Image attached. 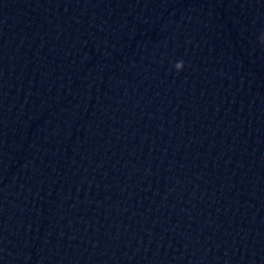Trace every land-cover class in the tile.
Instances as JSON below:
<instances>
[{
  "label": "water",
  "instance_id": "1",
  "mask_svg": "<svg viewBox=\"0 0 264 264\" xmlns=\"http://www.w3.org/2000/svg\"><path fill=\"white\" fill-rule=\"evenodd\" d=\"M0 264H264V0H0Z\"/></svg>",
  "mask_w": 264,
  "mask_h": 264
},
{
  "label": "clouds",
  "instance_id": "2",
  "mask_svg": "<svg viewBox=\"0 0 264 264\" xmlns=\"http://www.w3.org/2000/svg\"><path fill=\"white\" fill-rule=\"evenodd\" d=\"M184 67H185V65H184V62L183 61L176 62L175 65H174V68H175V70L178 73L181 72V71H183L184 70Z\"/></svg>",
  "mask_w": 264,
  "mask_h": 264
}]
</instances>
